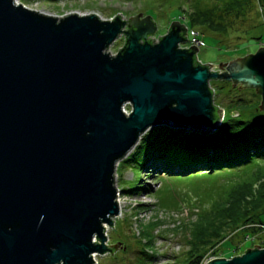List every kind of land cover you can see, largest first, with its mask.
<instances>
[{"label":"water","instance_id":"water-1","mask_svg":"<svg viewBox=\"0 0 264 264\" xmlns=\"http://www.w3.org/2000/svg\"><path fill=\"white\" fill-rule=\"evenodd\" d=\"M140 16L55 17L0 0V264L112 255L120 243L107 246L105 230L119 215L116 166L153 127L215 131L224 110L211 80L253 89L264 112V48L195 65L197 47H178L184 25L172 22L150 43L156 25ZM207 264H264V248Z\"/></svg>","mask_w":264,"mask_h":264},{"label":"rangeland","instance_id":"rangeland-1","mask_svg":"<svg viewBox=\"0 0 264 264\" xmlns=\"http://www.w3.org/2000/svg\"><path fill=\"white\" fill-rule=\"evenodd\" d=\"M16 1L30 10L55 17L69 14H95L101 20H111L113 16L119 15L126 21L141 14L140 19L150 17L156 25L155 34L152 36V41L155 43L168 32L172 22H179L180 25L186 27L187 17L191 13V9L182 0ZM236 1L238 3L234 5L237 7L227 14V16L230 15V18L224 15L226 6H222L220 2L216 0L202 1L201 7H205L215 22L227 23L230 27H227L226 31L221 34L211 32L208 28H190L204 36L205 47H202L197 53V58L201 63L207 65L229 63L252 54L259 48H264V0ZM180 3L182 7L178 9ZM234 16L237 18L232 21ZM244 19L245 21L242 22ZM123 45L124 36L120 35L108 47L107 52L115 55ZM233 84V82L222 81V79L209 82V87L214 91L213 103L224 110V118L226 120L235 118V120L243 122L237 126L234 133L230 130H221L230 140L235 137L233 135L239 137L244 132L256 127L258 123L255 121L264 122V112L259 107L260 96L253 89L238 90L240 86L235 84L232 87ZM129 110V106H127L126 111L129 112ZM224 118L218 126L221 125ZM260 127H264V125ZM146 149L145 147L139 151L134 157V162L125 163L135 150L134 148L116 166L114 186L121 192V203L119 215L114 218L113 226L109 227L106 232L108 238L106 245L114 246L116 243H120V245L112 255L108 253L96 256L95 264H135L139 257L137 252L141 250L138 237L145 232L144 229L151 222H158V226L152 230L153 232L147 233L150 235V238L147 237V239L152 240V246L148 247L147 252L153 253L155 257L150 264H182L185 253L189 250L188 241L192 238L190 230L193 225L195 227L198 219H203L206 213L221 207L224 192L237 180L236 178H223L222 172L216 174L197 172L188 176H167L160 170H158L159 172L150 168L141 170L137 163H141ZM245 169L246 167L241 168L239 173L242 174ZM140 187L145 190L141 191L138 189ZM134 189L138 191V194L129 195L122 192V190ZM132 196L140 197L137 200V205L142 206L131 205V202H136V200H131ZM263 206L257 210L259 216L256 219L262 223H264V211L261 212ZM256 225L258 224H249L247 228L256 227ZM242 228L243 226L240 227V230ZM228 231L229 228L226 226L220 232L228 236ZM243 239L240 232L235 233L228 241L224 240L217 247L210 248L201 264H205L210 259H229L233 256H241L244 254L245 248L254 249V246L261 248L264 246V232L262 231L258 235L249 233ZM246 240L252 244H248Z\"/></svg>","mask_w":264,"mask_h":264},{"label":"trees","instance_id":"trees-1","mask_svg":"<svg viewBox=\"0 0 264 264\" xmlns=\"http://www.w3.org/2000/svg\"><path fill=\"white\" fill-rule=\"evenodd\" d=\"M202 1L205 0H182L191 9L185 29L195 27L208 28L209 31L214 33L221 34V32H225L230 25L215 22L205 7H201ZM216 1L220 2L222 6H226L224 15L229 18L230 15L227 16V14L229 11H233L237 7L234 4L238 3L236 0ZM181 7L180 3L178 9H181ZM236 18L234 16L232 21ZM244 21L245 19L242 20V22ZM148 41L153 43L151 40ZM195 65H200L196 58ZM202 65L208 66L207 64ZM255 122L258 123L256 127L244 132L241 134L242 136L233 135L235 137L232 140L226 137L221 130H230L234 133L237 126L243 123L235 120V118H229L228 120L224 118L221 125L217 126L211 134L201 135L191 131L188 133L189 130L174 129L167 126L154 127L142 136L138 146L129 155L130 158L126 159L125 163L134 162V157L142 148L146 147L141 163H137L141 170L147 168L157 172L160 170L167 176H188L197 172L202 174L222 172L223 178L237 179L224 192L221 207L213 212L206 213L203 219H198L195 227L193 225L190 230L192 238L188 241L189 250L185 253L182 264H201L210 248L217 247L224 240L228 241L235 233L240 232L244 239L249 233L253 235L261 234V230L256 227L247 228L249 224H263L256 219L259 216L257 210H260V207L264 205V127H260L264 125L262 124L264 122ZM243 167H246V169L241 174L239 171ZM138 189L145 190L143 187ZM122 192L129 195L138 194L135 189L122 190ZM262 211H264V206L261 209ZM147 226L144 229L145 232L138 237L141 250L137 252L139 257L135 264H150L155 258L153 253L149 254L147 252L148 247L152 246V240H148L150 235H147V233L155 229L158 222H151ZM226 226L229 228L228 236L220 232ZM241 226H243L242 230H240ZM246 241L245 243L248 242ZM248 244L252 243L248 242ZM248 250L251 249L245 248L244 253ZM114 251L115 249L112 252Z\"/></svg>","mask_w":264,"mask_h":264},{"label":"built area","instance_id":"built-area-1","mask_svg":"<svg viewBox=\"0 0 264 264\" xmlns=\"http://www.w3.org/2000/svg\"><path fill=\"white\" fill-rule=\"evenodd\" d=\"M14 2L17 4L18 2L16 1V0H14ZM112 19V18H111ZM185 37H186V42H185V44H180L179 45V48H185V49H189L190 47H192V46H194V47H197V49H198V51L202 48V47H205V41L203 40V35L200 33V32H198V31H196V30H193V29H187L186 30V35H185ZM149 39H153L152 37H150ZM181 45H183V46H181ZM197 51V52H198ZM196 60H197V62L198 63H200V64H202L200 61H199V59L197 58V55H196ZM125 112H127L126 110H125ZM116 202H117V204L119 205L120 204V199H121V192L120 191H118L117 190V193H116ZM133 198H131V200H136V202L135 201H133V202H131V205H135V206H138L137 205V200H139V198L140 197H135V196H132ZM119 207V206H118ZM113 222H114V219H113ZM256 228H258L259 230H261L262 232H264V223L263 224H258V225H256ZM108 231V227L106 228V230H105V235L107 236V232ZM94 259L96 260V256H94ZM210 260H213V259H210ZM209 260V261H210ZM208 261V262H209ZM208 262H206L205 264H207Z\"/></svg>","mask_w":264,"mask_h":264},{"label":"bare ground","instance_id":"bare-ground-1","mask_svg":"<svg viewBox=\"0 0 264 264\" xmlns=\"http://www.w3.org/2000/svg\"><path fill=\"white\" fill-rule=\"evenodd\" d=\"M127 106H129V105H125L122 109V111H123V113L124 114H126V115H128L129 113L128 112H125V110L127 109ZM129 109H130V106H129ZM121 203V202H120ZM119 207H120V204L118 205Z\"/></svg>","mask_w":264,"mask_h":264},{"label":"clouds","instance_id":"clouds-1","mask_svg":"<svg viewBox=\"0 0 264 264\" xmlns=\"http://www.w3.org/2000/svg\"><path fill=\"white\" fill-rule=\"evenodd\" d=\"M151 40V39H150ZM181 49H185V48H181ZM198 52H196V55H197ZM197 61V60H196ZM203 64V63H202ZM202 64H200L201 66H203ZM129 113V112H128Z\"/></svg>","mask_w":264,"mask_h":264}]
</instances>
